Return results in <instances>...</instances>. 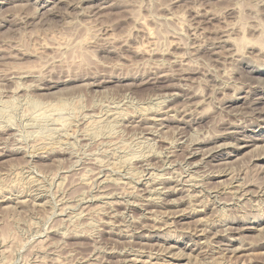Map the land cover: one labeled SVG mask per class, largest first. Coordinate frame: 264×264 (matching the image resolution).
Masks as SVG:
<instances>
[{
  "label": "rangeland",
  "instance_id": "rangeland-1",
  "mask_svg": "<svg viewBox=\"0 0 264 264\" xmlns=\"http://www.w3.org/2000/svg\"><path fill=\"white\" fill-rule=\"evenodd\" d=\"M263 149L264 0H0V264H264Z\"/></svg>",
  "mask_w": 264,
  "mask_h": 264
},
{
  "label": "bare ground",
  "instance_id": "bare-ground-1",
  "mask_svg": "<svg viewBox=\"0 0 264 264\" xmlns=\"http://www.w3.org/2000/svg\"><path fill=\"white\" fill-rule=\"evenodd\" d=\"M226 43V42H225ZM165 108V107H164ZM148 112V111H147ZM158 112V111H157ZM146 115V114H145ZM145 118V117H144ZM176 118V117H175ZM263 119V118H262ZM181 122V121H180ZM5 129V128H4ZM263 142V141H262ZM194 144V143H193ZM264 150V149H263ZM156 155V154H155ZM256 160V159H255ZM259 160V159H258ZM149 176V175H148ZM221 177V176H220ZM149 178V177H148ZM230 180V179H229ZM185 181V180H184ZM185 183V182H184ZM242 184V183H241ZM247 184V183H246ZM178 186V185H177ZM197 186V185H196ZM146 187V186H145ZM185 189V188H184ZM184 191V190H183ZM188 192V191H187ZM234 192V191H233ZM254 192V191H253ZM211 193V192H210ZM201 194V193H200ZM230 194V193H229ZM148 195V194H147ZM202 195V194H201ZM214 196V195H213ZM216 196V195H215ZM246 197V196H245ZM198 200V199H197ZM156 203V202H155ZM22 204V203H21ZM31 205V203H30ZM105 205V204H104ZM237 205V204H236ZM258 205V204H257ZM35 207V206H34ZM191 212V211H190ZM182 215V214H181ZM139 223V222H138ZM158 223V222H157ZM172 223V222H171ZM167 224V223H166ZM165 225V224H164ZM206 225V224H205ZM126 226V225H125ZM168 226V225H167ZM199 226V225H198ZM209 226V225H208ZM141 230V229H140ZM255 230V229H254ZM257 231V230H256ZM195 232V231H194ZM230 233V232H229ZM193 235V234H192ZM202 235V234H201ZM128 236V235H127ZM146 237V236H145ZM132 244V243H131ZM126 251V250H125ZM231 252V251H230ZM135 253V252H134ZM119 254V253H118ZM179 255V254H178ZM136 256V255H135ZM169 258V257H168ZM132 259V258H131ZM147 263V262H146ZM214 264V263H213ZM218 264V263H217Z\"/></svg>",
  "mask_w": 264,
  "mask_h": 264
}]
</instances>
